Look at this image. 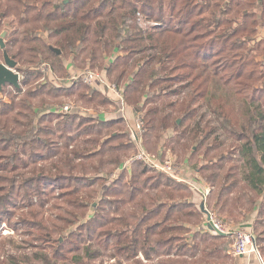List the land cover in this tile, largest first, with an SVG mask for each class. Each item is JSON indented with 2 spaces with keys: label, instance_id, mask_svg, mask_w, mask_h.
<instances>
[{
  "label": "trees",
  "instance_id": "16d2710c",
  "mask_svg": "<svg viewBox=\"0 0 264 264\" xmlns=\"http://www.w3.org/2000/svg\"><path fill=\"white\" fill-rule=\"evenodd\" d=\"M142 22L152 25L143 26ZM260 29H264V0H0V34L7 31L6 47H0V53L4 58L6 51L22 72L19 88L6 84L0 92V231L5 221L15 230L28 227L21 231L32 235L38 244L37 252L25 256L34 260L31 264H68V260L86 264V259L90 263L99 250L92 248L95 235L85 236L82 231L100 230L115 222L124 229L114 235L107 233L105 243L113 236L117 242L114 251L127 260L140 253L148 260L156 255L195 259L198 248L183 253L177 242L182 240L181 231L196 227L193 223L190 229L188 220L200 216L199 211L189 209L193 204L190 198L182 195L189 185L142 161L131 163L130 180H126L130 168L124 167L116 185L105 190L109 196L123 194L127 188L129 198L124 203L133 204L129 215L104 220V216L88 214L86 199L93 190L86 189L101 180L104 175L100 174L121 168L125 151L135 147L128 137L129 124L125 117L102 119L54 111L52 104L61 97L75 96L101 107L109 104V99L82 81L57 85L42 80V65L50 64L56 73L67 75L65 58H71L76 66L103 60L102 67L108 56L115 55L107 72L116 84L128 79L124 95L129 103L142 108L139 120L146 144L154 136L163 139L171 128L177 136L170 141L205 135L204 141L220 134L233 139L237 143L234 157L241 164L227 172L211 203V212H219L227 202L223 197L232 194L239 183L264 198V102L255 94L264 96V87L254 88L248 81L256 80L259 64L250 52L264 54V38L257 37ZM251 64L254 68L247 71ZM261 65L258 76H264V63ZM204 109L215 122L208 119L203 126V116L198 115ZM220 139H213L215 147L221 146ZM95 158L97 164L90 162ZM219 158L225 160L226 156ZM223 167V163H214L200 171ZM219 176L215 171L206 175L209 181ZM54 199L65 200L79 213L71 221L54 216L50 213L56 206ZM234 206L239 208L237 219L243 211L238 201ZM121 208L118 205L116 212ZM80 215L89 223L79 236L70 234L79 244L69 251L82 249L83 253L67 257L54 251L51 257L46 245L68 228L57 220L70 224ZM127 230L133 232L131 238L124 235ZM210 236L223 238L216 232ZM0 243V264H23L18 256L4 255L6 245L15 244L12 240ZM135 264L143 262L137 259Z\"/></svg>",
  "mask_w": 264,
  "mask_h": 264
},
{
  "label": "rangeland",
  "instance_id": "374dc122",
  "mask_svg": "<svg viewBox=\"0 0 264 264\" xmlns=\"http://www.w3.org/2000/svg\"><path fill=\"white\" fill-rule=\"evenodd\" d=\"M149 23L150 22H142V25L147 26L149 25ZM257 37L259 39L264 38V29L259 30ZM4 41H5V38H4ZM262 46H264V42L262 43ZM240 51L242 52V50ZM250 55L252 56L253 59H255L256 62L258 61L257 63L259 64L255 67L256 80L255 81L248 80V81L252 83L254 88L264 87V76H258L261 74V71L263 69V66L261 65V63L262 64L264 63V54H260L256 50L254 52H250ZM114 58L115 56H108L104 62V66L102 67L100 66V64L103 62V60H100L97 63L95 62L96 63L95 65H92V63L88 62L87 65L77 64L78 66H76L73 63V60L71 58H65V61H64L67 67L69 66L70 68H72L71 74L72 73L76 74L78 72L84 71L85 69H91V68L93 71L101 74V76L103 77V82L96 81L94 82L93 85H90V87L97 88V86H99L101 89H103L104 93L108 96L109 104H106L104 107H101L100 105H97L94 103L90 104V103H87L73 96V97H61L59 102H53L52 108H54L55 106L60 107L65 104H69L71 105L73 112H77L81 115H91L95 118L96 117L97 118L99 117L108 118V117H111V115L115 114L116 110H119L120 113L118 115L124 114L127 119L133 118L136 121H139V118L142 117L140 113L142 108L139 111H136L137 107L139 106L135 107V104L129 103L124 95V90H125L124 84L125 82H128V79H123L121 84H116V82L114 81L115 78L111 76V79H112L111 80L107 72V67L110 65V63H112ZM0 61H4L3 55L1 53H0ZM45 64L46 63H44V65ZM253 66L254 65L252 64L249 65L247 71H250L251 69H253L254 68ZM87 67H90V68H87ZM15 70L20 74V83H21L22 72L18 71L17 67H15ZM42 74H43L42 80L52 82L57 85L67 84L68 81L71 82L70 80L66 79L69 73L67 75L66 74L61 75L58 72L56 73L50 64H48V68ZM76 81H81V80H76ZM108 84L116 85L118 88H120L122 95L124 96V99L126 102L125 108L123 110H122V104L118 105L117 103V99H118L117 95H115L111 91V89L108 87ZM248 94H250L249 91H248ZM255 94L261 101L264 102V96H261L259 95V93H256V92ZM127 108H129V110H126ZM201 116H203L201 120L203 123V126L205 125L204 123H206V120L212 119V116H210L205 109L199 113L198 117H201ZM178 120H180V122H178ZM181 121H182V118L177 119L178 124L181 123ZM213 122H215L214 118L212 119L211 123ZM115 127L117 128L118 126L116 125ZM121 127L122 129L127 130V127L125 125H122ZM131 128H134V127L131 124L130 126L128 125V130L130 133L128 137L131 141H133L132 143L133 145H135V147L133 149L131 148L125 151V154L127 156L122 158L124 163L130 159H133V157L138 152V145L133 137ZM138 135L142 138V143L144 145V148L149 154L154 156L161 164L170 163L175 166L178 174L176 175V178L174 179H177L189 185L188 179L190 177L191 178L198 177L201 180L200 182L203 183V185L209 187L208 189H210L211 194H209V192H205V190H202L203 191L201 193L202 195L201 197L197 199V203L193 201L194 198L197 197L195 195L194 188L193 189L190 188L189 191H185L182 193V195L188 196L191 202L193 203L189 209L194 210V211H199V214H200L198 219L190 218V220H188L189 222L187 226L190 227L191 229L193 227L192 226L193 223H194V226L198 227L201 224H204V222H207V215L200 209V202H205V203L207 202L208 206L207 205L206 206L208 207V209H210L212 201L216 200V195L221 190V186H222L221 184L227 172L230 171V169H233V168L235 169L237 165L241 164V160L237 156L234 157L236 155V152H235L236 150L234 147L237 145V143L234 142L233 139H226L227 136L223 134L212 135L211 138L207 137L208 139L207 140L205 139L204 141L203 139L205 135H197L194 139L187 138V137L184 139L181 138L179 139L180 142L178 140L170 141L169 138L177 136L176 132H174V129L172 128L169 129V131H167L163 135V139L159 140L156 138V136H154L151 139H148L147 144H146L147 138L145 137L143 138L142 128L138 131ZM217 137H220L221 138L220 141H222L220 147H215V145H213V143H215L213 139H217ZM121 141L127 143V139L126 140L122 139ZM194 154L195 156H192ZM221 155L226 156V159L221 160L219 158ZM97 161H98V158L90 160V162H94L95 164H97ZM214 163H219V164L223 163L224 164L223 169L222 170L204 169L200 171V169L203 166L213 165ZM138 167H142V166L138 165ZM122 170H126L124 169V166L121 168L119 167L117 169H114L113 171H111L112 173H110L109 175H107V173L100 174L101 176L104 175L103 177H101V180H98L94 186L86 189L87 191L93 190V192L90 195V198L86 199V202L88 203L87 204L88 214H90L91 216L94 215L97 217L104 216V220H106V219H111V217H117V216L126 215V214L129 215L130 211L131 212L133 211V204L131 205V204L124 203L125 199L129 198V192L127 188L125 189V192L123 194H116V195H109V196L105 194V190L107 189L108 186L113 187L114 185H116L114 181L115 180L117 181V179H119V176H120L119 173H121ZM131 171L132 169L128 170L126 172L127 174L125 173L128 176L127 179L125 178L126 180H130L129 176H131ZM212 171H215L220 174L218 179L215 181H209L208 178L206 177V175H210ZM165 175H168V174H165ZM236 175H239L238 172H236ZM168 176L172 177L171 175H168ZM92 177L93 176H91L90 178ZM118 187H122V186L118 184ZM56 192L58 193L60 192V190H57ZM149 192L152 193L151 191ZM80 194H83V193L81 192ZM72 198L73 196L70 199ZM259 198L260 197L254 191L249 189V187L244 183H239L238 187L236 188V190H234L232 194H226V196L223 197V201L227 200L225 206L220 207L219 212L218 211L212 212L214 219L221 226L222 230L225 233L224 234L225 236L223 239L222 238L220 239L210 238L211 236H209L208 233L204 234V232L181 231L180 235L182 237V240L177 241L178 244H180V246H178V249L179 251L183 253L191 254V251L194 250V247L198 248L200 251L195 259H192L191 257H187L186 255L181 256V257L173 256V255L171 256L156 255L152 259L148 260L144 258L142 253H140L137 258L127 260L124 256L120 254H116V252L114 251L115 246L113 245L114 243L116 245L117 242L116 240H114L113 236L111 235L108 236V237H112V240L109 243H105L104 237L106 236L107 233L111 232V234L114 235L113 233H117V231H121L124 229L120 225H117V222H115V223H110L109 225L106 226V228H103L100 230L97 228H93V229H87L85 231H82V233L85 236L88 235L89 233H92L93 235H95L93 239L94 244L92 248L94 249V251H96V249L99 250V253L97 254L98 255L97 258H95L94 260H90V263H88V259H86L85 263L86 264L87 263L88 264H98V263L99 264H135V261H137V259L141 260L143 264H164L165 262L178 263V261L181 262L180 264H205V263L206 264H225L226 261L231 262V259L232 260L236 259V257L232 254V248H233V244L235 240L234 234H233V232L235 231L234 229H236L235 225L238 223L239 224L242 223L247 216H250V214L254 212V208L256 207V202ZM64 201L65 200L63 199H58V200L54 199L53 202L55 203L56 206H55V209L50 211V213H53L54 216L58 215L59 217H64L61 219H68L71 221V219L74 218L73 215L78 214L79 210L78 208L69 206ZM175 201H179V199H175ZM228 201H229V204H228ZM236 201L240 203L243 214L239 215L237 219H234L235 215L239 213V208L234 206V203ZM118 205H121L122 208L118 212H116L115 209L117 208ZM18 213H21V212L19 211ZM139 213L141 214V212ZM77 219H78L77 221H73L70 224L65 223L64 221L57 220L58 225L65 226L68 228H64L62 232L54 235L52 242L49 243V246L46 245L48 247V249L46 250L50 254L51 257H53L54 251H60V253L58 252V256L61 253H65L64 255L67 257L72 255L73 253H78V252L83 253L82 249L77 252L74 251L71 254L69 251V248L75 246L76 244H79V242L76 239L74 240L70 239V234L76 235V237L79 236L80 235L79 233H81L79 231H81V229H83V227L85 225L87 226V224L89 223L87 217L85 218L80 215V217H77ZM195 219H197L198 221H196ZM224 219L226 220L225 222H223ZM185 221H186L185 218H182V222L185 223ZM263 221H264V213L262 212L260 213L258 222H256L255 224L254 231H255V235L259 237L258 246H259L261 256L264 260V238H263L264 237V227L263 225H261L262 223H264ZM197 222L200 225L198 224L196 225L195 223ZM1 228H2V231H0V242H2V240H6L7 242L12 240V242L15 243V244L8 243L6 245L4 255L5 256H8V255L18 256L22 260L23 264H31V262L34 263V260H27L25 258V256L30 257L33 255V253L38 251L37 249L38 244L37 242H35L34 237L26 233L25 231H21L22 229L27 230L28 227L22 226L19 228V230H15L11 225H8L7 221H5L2 223ZM99 231H103V232L102 234H100V238H97L96 236L99 233ZM128 231L129 230H127L126 232ZM132 233H133L132 231H129L128 233H125L124 235L126 237L131 238ZM204 239H207V241ZM98 241H100L99 246H97L96 244ZM17 245L21 248H17ZM219 248L221 249V251H218ZM211 253L212 255H214V257H212ZM222 255L226 256L225 261H224L225 258H223ZM68 264H75V263H72L70 260H68Z\"/></svg>",
  "mask_w": 264,
  "mask_h": 264
},
{
  "label": "built area",
  "instance_id": "2783aa9c",
  "mask_svg": "<svg viewBox=\"0 0 264 264\" xmlns=\"http://www.w3.org/2000/svg\"><path fill=\"white\" fill-rule=\"evenodd\" d=\"M44 70L48 68V65H43L42 66ZM69 80L71 82H75L76 80H81L87 85H93L94 82L100 81L103 82V77L101 74L93 71L92 69H85L84 71L78 72L76 74L72 73L71 76L69 77ZM108 87L111 89V91L117 95V103L118 105L122 104V110L125 108L126 102L124 99V96L122 95V92L120 88H118L116 85H109ZM111 92V93H112ZM110 93V92H109ZM56 111L58 112H71L72 107L69 104H65L60 107H55ZM123 117H125L124 114H121ZM142 122L139 120L137 121V125L134 128H131L133 137L138 145V152L137 154L133 157V159L128 160V164H131L134 161H142L144 162L148 167H151L153 169H157L158 171H161L165 174L171 175L173 178H176L177 170L174 165L167 163V164H161L154 156L149 154L142 145L141 140H139V135L138 131L142 128ZM128 167V166H124ZM210 211V210H209ZM211 212V211H210ZM212 219L214 224L224 232L221 228V226L216 222V220L213 217V213L211 212ZM234 244L232 248V254L235 257H244L248 256L250 254L256 255L262 264H264V260L261 256L259 246L257 244V238L256 235L245 228H238L234 232Z\"/></svg>",
  "mask_w": 264,
  "mask_h": 264
},
{
  "label": "crops",
  "instance_id": "0c3cea01",
  "mask_svg": "<svg viewBox=\"0 0 264 264\" xmlns=\"http://www.w3.org/2000/svg\"><path fill=\"white\" fill-rule=\"evenodd\" d=\"M261 1V0H260ZM65 2H66V0H65ZM67 2H68V0H67ZM150 24H152V23H150ZM1 35V34H0ZM7 35V34H6ZM115 56V55H114ZM44 65V64H43ZM42 65V66H43ZM68 68V72H69V74L71 73V71H72V68H70L69 66L67 67ZM69 80V79H68ZM71 82H67V84H70ZM97 88L99 89V90H101V91H103V89H101L99 86H97ZM104 92V91H103ZM110 94V93H109ZM128 106V105H127ZM55 107H58V106H55ZM55 107L53 108V110L54 111H56V109H55ZM126 110H129V108H127ZM140 110V107H137V109H136V111H139ZM56 112H58V111H56ZM120 112H119V110H116V112H115V114H113V115H111V117H108V118H102V119H112V118H117V117H123V116H121V115H118ZM128 114H129V112H128ZM104 115V114H103ZM125 119L127 120V123L129 124V126H130V124L133 126V127H135L136 125H137V121L135 120V119H133V118H126L125 117ZM139 140H141V142H142V138L141 137H139ZM142 145H143V143H142ZM143 148H144V145H143ZM145 149V148H144ZM123 166H128V168H130V169H128V170H131V164H128V161H126L124 164H123ZM122 166V167H123ZM201 180L198 178V177H193V178H189L188 179V183H189V187L190 188H194V191H195V195L197 196V197H195L194 198V200L193 201H195L196 203H197V199L199 198V197H201V193L203 192L202 190H205V192H209V194H211V191H210V189H208L209 187H207V186H205V185H203V183L202 182H200ZM196 183V184H195ZM197 184H199V185H197ZM200 185H202V186H200ZM212 190V189H211ZM260 198L257 200V202H256V207L254 208V212H252V214H250V216H247L245 219H244V221L242 222V223H238V224H236L235 225V228L236 229H238V228H245V229H248V230H250V231H252L254 234H255V231H254V229H255V224H256V222H258V220H259V217H260V213H264V198H263V195H261V196H259ZM206 201H208V200H206ZM202 202H200V204H201ZM205 203V202H204ZM207 206H208V203L206 202L205 203ZM206 206V207H207ZM210 206V205H209ZM208 208V207H207ZM210 210V209H209ZM211 211V210H210ZM251 212V211H250ZM264 222V221H263ZM202 225H204V226H202ZM261 225H263V227H264V223H262ZM236 229H234V230H236ZM203 230V231H202ZM192 231H194V232H204V234L205 233H208V235L210 236V235H212V234H214V231H212V230H210L209 229V227H208V224H207V222H204V224H201L200 226H198V227H194V229L192 230ZM222 235V237L224 238V236L225 235H223V234H221ZM195 236V235H194ZM222 238V239H223ZM256 238H257V244H258V237L256 236ZM264 238V237H263ZM218 251H221V249L219 248L218 249ZM222 257L223 258H225L224 259V261L226 260V256L225 255H222ZM234 260V261H233ZM231 259V262L229 261H226V263L225 264H262L261 263V261H260V259L256 256V255H254V254H250V255H248V256H244V257H236V259Z\"/></svg>",
  "mask_w": 264,
  "mask_h": 264
},
{
  "label": "water",
  "instance_id": "95a60500",
  "mask_svg": "<svg viewBox=\"0 0 264 264\" xmlns=\"http://www.w3.org/2000/svg\"><path fill=\"white\" fill-rule=\"evenodd\" d=\"M67 2V0H66ZM7 34V31H3L0 35V47L1 49H5L6 44L4 38ZM52 50L55 51L57 54H61V50L58 48L52 47ZM17 62L13 60L6 51H4V61H0V92L3 89V86L6 84L13 85L17 88L21 86L20 83V74L15 70ZM180 122V120H178ZM200 209L207 215V224L210 230L218 233V234H225L214 224L211 212L206 207V204L202 202L200 204Z\"/></svg>",
  "mask_w": 264,
  "mask_h": 264
}]
</instances>
